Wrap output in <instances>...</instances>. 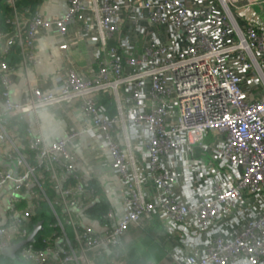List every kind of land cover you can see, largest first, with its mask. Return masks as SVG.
<instances>
[{
    "label": "built area",
    "instance_id": "obj_1",
    "mask_svg": "<svg viewBox=\"0 0 264 264\" xmlns=\"http://www.w3.org/2000/svg\"><path fill=\"white\" fill-rule=\"evenodd\" d=\"M7 2L0 148L14 165L0 166V191L9 187L0 254L30 236L34 186L47 176L64 220L54 210L55 237L43 248H19L16 256L31 264H128L126 233L155 219L175 241L169 264H264V0H67L54 19ZM76 23L99 70L86 78L70 65L56 89H43L28 76L37 36L53 30L66 51L76 45ZM18 51L19 64H11ZM17 67L27 74L22 100L11 92ZM105 94L116 104L113 116L99 104ZM76 103L93 126L56 141L32 137L30 128L22 136L10 123ZM86 133L108 151L120 180L119 201L100 229L85 222L100 191L73 151Z\"/></svg>",
    "mask_w": 264,
    "mask_h": 264
},
{
    "label": "crops",
    "instance_id": "obj_2",
    "mask_svg": "<svg viewBox=\"0 0 264 264\" xmlns=\"http://www.w3.org/2000/svg\"><path fill=\"white\" fill-rule=\"evenodd\" d=\"M67 7V0H44L38 10L45 17L54 19L63 15L67 11ZM70 34L76 45L66 51L60 49L63 39L53 30H43L37 36L33 64L28 76L34 83L38 82L43 89H56L70 65H73L86 78H93L99 70L94 46L85 40L82 26L79 23L72 25ZM12 59L16 62V65L19 64L21 60L19 51ZM16 70L12 75L11 92L15 100H22L27 95V74L21 67H17ZM100 97L99 104L102 99L110 98L109 94ZM110 99L116 114V104L112 98ZM22 121L25 123V129H31L32 137L42 134L49 142L65 138L66 134L73 131L93 126L91 119H88L81 112L79 103L43 108L36 114H28ZM73 151L80 160L78 170L84 178L97 186L100 193L104 195H106V190L116 188L113 193L107 196L112 203L119 201L117 190H120V180L111 170V158L108 151L87 133L76 140ZM7 155L8 150L0 148V162L3 163ZM8 192L9 187L0 191V220H3L6 215L9 204ZM156 221L159 220H146L140 226L131 227V230L123 239L128 248L130 246L135 248L141 256L142 253L147 255L142 264H158L162 260L168 262V252L175 245V241L167 234L164 225L161 223L163 228L160 229L158 227L160 225ZM85 222L100 229V223L97 221L92 222L85 217ZM147 230H153L154 234L147 237L149 241L148 248L142 251V240L146 238L143 234ZM127 246L126 251L128 250Z\"/></svg>",
    "mask_w": 264,
    "mask_h": 264
},
{
    "label": "trees",
    "instance_id": "obj_3",
    "mask_svg": "<svg viewBox=\"0 0 264 264\" xmlns=\"http://www.w3.org/2000/svg\"><path fill=\"white\" fill-rule=\"evenodd\" d=\"M43 1L44 0H16V7L18 11L21 13L29 12V14H33L42 5ZM11 15H12V9L9 3L7 2V0H0V26L4 31L10 30V26L7 23V20L11 17ZM10 63L15 64L16 62L13 59H11ZM110 100H111L110 98H104L100 101V104L106 107L110 116H113L115 114L114 105L111 103ZM10 123L12 125L19 126L18 129L20 134L22 136L25 135L26 129L24 128L25 123L23 121L17 120L16 118H11ZM24 143L26 144L25 140ZM24 151L26 152V150ZM27 155H29L30 159H32V163L35 162L33 161L34 160L33 154L29 153ZM3 163L6 167H11L14 165L13 162L8 161L6 159L3 160ZM34 189L39 192L38 206L33 209L30 222L27 224V228L29 233L31 234L34 231L35 226L39 222H43V228L37 233V235L35 236V240L33 242L37 248H43L45 247L44 240L55 237V235L59 231V228L55 226L58 222V219L54 214V210L59 215V217L64 220L63 208L59 205L58 193L56 191V188L47 176H45L40 181V186L35 185ZM23 192L24 193L26 192V188L23 189ZM98 197L99 198L97 200L91 202V204H89L85 209V214L87 215V218L92 222L100 221V219H102L103 215L112 205L111 199L107 195L101 194L99 192ZM27 200H28L27 198L26 199L24 198L22 203L27 202ZM24 205L25 204H23V206ZM156 223L160 225L158 226L160 229L163 228L161 222L156 221ZM130 230L131 228L128 230V232ZM128 232L126 233V235L128 234ZM144 232H145L143 234L144 237H150L151 234H154L153 230H147ZM14 242H19V240H14ZM123 244H124V248H126L127 243H125L124 240H123ZM125 253L127 256L128 264H142L143 260L147 258L146 257L147 255L141 256L135 250V248H131V246L128 248L127 251L125 249ZM0 264H31V263L17 256H15V258H9L3 254H0Z\"/></svg>",
    "mask_w": 264,
    "mask_h": 264
},
{
    "label": "water",
    "instance_id": "obj_4",
    "mask_svg": "<svg viewBox=\"0 0 264 264\" xmlns=\"http://www.w3.org/2000/svg\"><path fill=\"white\" fill-rule=\"evenodd\" d=\"M0 166H5L4 163L0 162ZM43 228V222H39L36 226L34 231L30 234V236L28 237V239L17 243L7 249L2 250V254L9 257V258H15L17 251L19 250V248L24 245L25 243L28 242H34L35 240V236L37 235V233L42 230Z\"/></svg>",
    "mask_w": 264,
    "mask_h": 264
},
{
    "label": "rangeland",
    "instance_id": "obj_5",
    "mask_svg": "<svg viewBox=\"0 0 264 264\" xmlns=\"http://www.w3.org/2000/svg\"><path fill=\"white\" fill-rule=\"evenodd\" d=\"M55 201V200H54ZM160 241H161V238H160ZM151 242V241H150ZM153 242V241H152ZM149 243V241H148V238L146 237V238H144L143 240H142V251H145L147 248H148V244ZM142 256H145V254L144 253H142ZM158 264H169L168 262H166L165 260H162L160 263H158Z\"/></svg>",
    "mask_w": 264,
    "mask_h": 264
}]
</instances>
